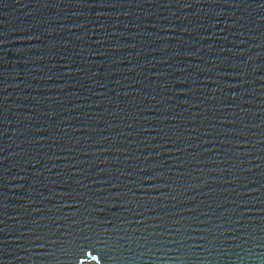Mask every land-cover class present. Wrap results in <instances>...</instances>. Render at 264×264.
Listing matches in <instances>:
<instances>
[{
    "label": "water",
    "instance_id": "1",
    "mask_svg": "<svg viewBox=\"0 0 264 264\" xmlns=\"http://www.w3.org/2000/svg\"><path fill=\"white\" fill-rule=\"evenodd\" d=\"M108 2L118 5L0 0V238L7 241L3 264H71L56 248L48 256L45 249L30 246L33 235L28 229L36 234L43 229L27 221L72 211H47L69 199L59 195L63 191L91 195V200L80 197L88 205L111 196L116 190L101 192L105 186L96 183L105 178L115 183L119 177V184L128 185L154 174L141 173V168L163 163L160 170L172 179L187 170L190 176L181 179L189 186L197 178H219L221 174L205 171L219 167L236 169L222 175L236 177L238 191L242 182L256 187L249 183L253 178L264 184L258 174L264 165L255 167L261 163L264 133L262 0ZM221 119L236 124H221ZM229 127L243 131L246 136L236 139L250 143L204 142L219 141L220 132ZM209 130L211 135H204ZM165 133L174 141L177 135L188 139L166 143ZM175 146L186 150L176 153ZM223 147L239 158L220 163L228 158ZM248 168L252 171H240ZM254 196L264 198V188L248 196L228 192L219 201ZM96 207L93 215H108L99 211L104 204ZM42 223L52 226L51 220ZM259 251L241 252L239 258L233 254L222 264H261Z\"/></svg>",
    "mask_w": 264,
    "mask_h": 264
},
{
    "label": "snow or ice",
    "instance_id": "2",
    "mask_svg": "<svg viewBox=\"0 0 264 264\" xmlns=\"http://www.w3.org/2000/svg\"><path fill=\"white\" fill-rule=\"evenodd\" d=\"M76 2L83 6V0H76ZM117 5L109 3L108 0H100L98 5L87 6L117 7ZM260 6H264V0ZM184 7H190V5L184 4ZM220 122L236 124L235 120L221 119ZM155 130L153 127V131ZM165 135L167 136V133ZM204 135L210 136L211 130L206 131ZM255 135L253 133V136ZM220 136L222 139L219 141L214 139L204 142H218L221 146H231L234 141L250 143L246 139H236L246 135L235 127L221 131ZM260 136L262 155L258 157L261 163L255 165L257 169L264 165V133ZM186 139L188 138L177 135L174 141L172 136H167L165 142L175 145L178 141L182 142ZM239 145V143L236 144V146ZM187 147H193V145H187ZM115 150L120 151V149ZM172 150L182 153L186 148L175 146ZM222 150L228 157L219 160L222 164L231 161L233 157L239 158L230 147L227 149L223 147ZM156 155L159 156L161 153L157 152ZM246 155L248 153H245ZM175 159L179 160L180 157L177 156ZM162 167L163 163L141 168V173L152 171L154 174L141 175L138 181H129L130 187L119 184V177L115 183L107 178L96 181L105 186L99 191H116L111 196H104L102 200L94 201L93 205H88L85 200L80 199L81 196H85L86 200H91L92 196L86 193L74 189L59 193L69 199L61 201L54 209H47V211L60 213L63 208L73 210L61 215L28 220L27 223L37 225V228H42L43 232L36 234L35 229H28L33 239L27 243L30 246L45 249V254L48 256H52L54 254L52 248H56L60 254L70 259L71 264H77V262L85 264V261H95L96 264H100L101 261L103 264H117V261L119 264H137L142 259L145 260V264L148 261L151 264H222L225 258L230 259L233 254L239 258L241 252L250 253L254 249L260 250L261 264H264V198L254 196L252 199L239 202L235 198L219 201V197L228 192L236 193L237 197L260 193L264 188L261 180L253 178L249 181L257 185L254 188H248V185L242 182L241 190L238 191L233 186L237 178L228 179L222 175L223 173L232 174L236 169L219 167L205 169L208 172L221 174L219 178H197L198 183L189 186L188 181L181 179L190 176L187 170L178 171L175 174L177 178L172 179L160 170ZM178 167L183 168V164ZM103 171L108 172L109 169L105 168ZM240 171L250 172L252 169H240ZM258 174L264 179V172ZM145 182L151 183L145 184ZM75 183L81 184V181L77 180ZM162 189L169 191L164 192ZM189 193L193 194L189 195ZM202 197L208 199L205 200ZM100 204H104L105 207L100 208L99 211L108 213L103 218L92 214L97 212L96 206ZM257 204L260 206L257 207ZM226 205L230 206L226 207ZM117 208L119 211H115ZM80 209H83V212ZM38 211H45V209L41 208ZM46 220H51L52 226L42 223ZM58 221L63 223H57ZM3 223L4 221L0 220V224ZM2 232L3 229L0 228V233ZM6 243V240L0 238V264H3L2 245ZM94 252L96 255H93Z\"/></svg>",
    "mask_w": 264,
    "mask_h": 264
}]
</instances>
